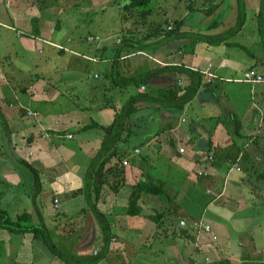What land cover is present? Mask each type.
<instances>
[{
    "label": "crops",
    "instance_id": "crops-1",
    "mask_svg": "<svg viewBox=\"0 0 264 264\" xmlns=\"http://www.w3.org/2000/svg\"><path fill=\"white\" fill-rule=\"evenodd\" d=\"M4 1L5 4L0 9V26L8 32H0V83H2L0 86V109L2 115L7 116L8 121H10V123H7L10 134H5V137L12 158L5 156L0 158V192H12L10 199L13 202L12 204L5 203V201L8 202V199L6 200L2 196L0 207L8 211L13 219H16L22 213L14 214L16 212L14 207L22 203V212H30L31 221L35 224L41 222L47 224L48 221L58 224L59 220L56 218L58 213H63L64 217L69 218L75 214L83 215L81 213H85V219L89 220L90 224L94 226V222L89 218L90 211L83 212L87 209L84 196L74 198L70 196V193L83 188L88 167L99 153L106 133L101 128L81 131L82 128L95 123L109 126L113 122L116 113L132 96L148 90L155 94L159 88H164L174 81L173 77L167 74L155 78L149 86L110 89V82L106 79V74L118 75L120 73L126 77H135L158 67L183 65L191 70L202 72L205 75L204 81L206 83L208 81L207 75H214L212 87L208 89L201 88L195 100L189 103L181 114L162 111L158 105L150 106V108L136 114V120L131 125L133 134L129 146L127 147L125 144H123L124 147L122 146V150L126 151L125 149H128L127 151L130 154L128 159H124L129 161V166L123 168V183L119 187L111 182L104 184L102 196L97 205L98 209L109 216L113 223V238L107 255L109 256L114 251L113 246L115 249L123 248V252H131L134 246L139 248L138 245H146L148 242L146 240L152 237L166 238L169 241L166 250L167 258L170 257L171 249H178L176 251L185 250L182 255L181 253L180 256L178 255L181 259L180 263L186 264L188 262L190 264L187 255L192 253V246H188L190 249L185 248L187 241L179 237L178 232L173 233L172 231L178 228V221L182 219L191 220L187 215L188 210L181 207L176 212L174 207L157 198L156 194L143 193L139 202L142 208L141 215L128 217L124 215L125 203L131 192L138 186L142 189H153L157 193L166 192L178 205L182 204L183 206L185 201L189 200L202 210L201 218L210 224L219 236V242L217 243L202 242L205 251L208 250L211 256L220 255L221 260H215V262L228 261L229 264H249L252 261L248 262V258L258 257L260 254L255 251L254 245L248 244L252 242L253 234L239 232L242 230L237 226H230V229H227L226 225L220 223L222 220L220 215L213 214L207 219L205 214L209 207L218 202L226 192L231 197L232 191H230L229 185L233 182L231 178H236L231 174L234 167L237 171L242 172L240 164L245 159L243 149L247 145L242 143L240 144L242 148H240L237 146L236 138L242 139L241 136L249 129L256 128L257 123L263 118V107L254 104L251 107V110L253 109L251 120L248 125H246L247 123L243 125L242 135L234 138L232 129L230 130V127L223 120L224 114L222 113V108L227 111L228 115H231L234 110L228 97L230 88L226 84L246 85L250 86L251 90H254L257 85L263 86L264 84H254L253 86L237 81L247 70H255L264 77V49L260 46L262 39L259 37L257 24L260 3L258 4L255 0H245L247 8L246 24L241 33L230 40L232 43L245 45L247 49H249V46H257L258 49L254 53L248 54V52L237 46H221L220 50L211 51L210 48L199 50L195 45L187 44V42H190L184 37L187 33L193 32L204 36H214L226 32L236 23L238 8L235 0H229L231 4L228 1L224 2L223 5L221 4L215 15L212 16L206 15V10L217 5L219 1H206L205 5L201 2L202 4L193 9L187 6L177 17L166 18L169 25H172L176 20L182 22L178 32V34L183 35L182 38L166 43V46H173L172 52L169 50L168 52L164 51L165 44H162L160 50L151 53V55L144 52L131 55L122 54V57L115 62L117 45L121 40L114 44H110L106 39L101 40L97 50L99 53L102 52V55L96 58H85L91 62L102 64L105 73L94 75L99 83L96 82V84L85 85L80 88L81 85L73 84L62 78H57V80L47 84L46 81L50 78V73H54L52 64L48 62L50 57L40 59L37 55L42 53L45 45L57 49L61 54L67 52L59 43L55 42L56 39H59L55 36V33H60L56 27L55 30L52 29L58 20L56 10L45 9L40 11L36 9V5L33 4L34 1L32 3L29 0ZM109 3L108 0H101L97 5L94 3L89 11L99 14L98 10H102L103 5H105L103 9H106L107 12ZM175 3L176 1L172 0H161L160 2L155 0V7L151 8L150 4L143 10L149 11L147 20L164 22L166 20H163L160 15L167 16L171 9L166 7V4H171L172 7L176 8ZM111 4H115V2ZM226 8H231L230 13H225ZM106 15L104 12L101 21H104ZM33 19L39 20L37 26L40 29V35L33 33ZM249 22L251 28L247 30ZM125 32L122 33L125 34ZM95 35H97V38L98 34ZM95 39L93 37L88 38L89 41H95ZM69 42L71 43L72 40L69 39ZM146 59L155 66L147 67V69H143L141 73H138V68L144 66ZM32 62H37L35 68H38L37 71L34 69L33 73L30 68ZM40 69L42 70L39 71ZM164 77L169 80L164 82L162 79ZM185 83V80L180 82L181 85ZM67 84H69V92L64 91L63 85L67 86ZM22 85L27 86L26 92L21 90ZM75 90L78 91L76 95ZM19 92L21 94H18ZM67 95L72 98L67 97ZM84 96L87 101L85 104H81ZM213 96H215L217 104L213 103ZM221 101H224V107H221L223 105L219 103ZM24 102H27L29 107H25ZM195 102L197 106H195ZM33 104L37 106V110H29ZM28 111L37 113L38 117L28 120L29 118H26ZM190 112L194 113L197 118L194 124L186 127ZM232 116L237 117L235 114ZM145 118H149V120L156 119V122H160V129L165 131L162 134H159L160 131L155 135L146 134L141 129ZM13 120L17 122L12 124L11 121ZM69 135L72 136L71 139L68 138ZM260 140L255 142V148L257 149L261 147ZM209 141L212 142V148L210 152H207L206 148ZM133 142L135 144H132ZM137 150L139 153H136ZM219 150L220 152H218ZM238 151H240V155L232 166L229 155L232 156V152L236 153ZM216 153H219L220 159L215 156ZM261 154L263 155V152ZM141 155L147 156L145 161L136 160ZM210 155L214 156L211 162L208 161ZM155 156L162 158L163 168L160 173L155 171L152 174L148 164L155 167V164H152L151 161ZM256 159H259L258 156ZM26 162L31 163L42 176L43 190L40 194V203L37 206H33L32 198L24 199V197H27L26 193L13 192L14 189L24 192V188H22L23 179L17 168H14L16 173L14 174L12 169L5 167L8 164H21L26 168ZM220 165L223 168L222 173L219 171ZM229 165L232 166L231 169L228 168ZM171 168L180 170V176L183 178L181 185L172 183L173 176L170 174V179H159L161 175H166ZM205 168L206 171L213 173L210 183L199 181V179H196L197 176L194 175V173ZM186 175L187 177L184 178ZM224 175L229 177L228 181H224L226 178ZM44 180H46V184ZM243 182L246 183L247 180L242 179L240 185ZM242 187L238 185V192H235L226 204L219 202V205L224 209L219 211V214L223 211L234 214L232 202L236 203V211L238 212L236 214L241 215L248 212L251 207L248 208L245 203H242L247 197L245 196L247 192L239 190ZM215 192L219 193L216 194ZM54 200L59 201V210L57 209V211L54 210ZM30 203L32 204L31 208ZM229 203L230 206H227ZM7 206L12 211L7 209ZM188 207L194 209L189 204H187ZM161 212H165L164 217H158V220H154L153 216ZM179 214L181 215L179 216ZM244 217L242 215V218ZM151 223L154 224L153 228L150 226ZM157 227L163 228L161 231H164V233H155L154 230ZM237 234H241L242 237H238ZM170 238L171 240H169ZM39 239L34 238L32 234H15L0 229V264H36L38 260L40 263L46 264L44 262H47V260L43 262L44 258L36 252L40 249ZM88 239H93L92 233H89ZM176 239L178 240L176 241ZM137 251L142 252V249H137ZM121 254L120 257H123ZM108 256L99 264H108ZM111 259V264H114L115 260L109 257V260ZM49 263L64 264L54 256L50 258ZM157 264L166 263L159 262Z\"/></svg>",
    "mask_w": 264,
    "mask_h": 264
},
{
    "label": "rangeland",
    "instance_id": "rangeland-1",
    "mask_svg": "<svg viewBox=\"0 0 264 264\" xmlns=\"http://www.w3.org/2000/svg\"><path fill=\"white\" fill-rule=\"evenodd\" d=\"M100 1L101 0H29V2H32L34 5H36V9L38 10H40L41 7H49L47 10L55 9L57 19L61 21V24L59 27L60 29H58L60 33L59 32L55 33V36L59 37V39L58 40L56 39L55 42L59 43L60 46L65 48V51L67 52L61 54L58 52L57 49L45 45V47L42 49V53L37 54L40 59L50 57V60H48V62L52 64L54 73H50V78L47 79L48 82L45 80L47 84L51 83L54 80H57V78L69 80V82H72L73 84L77 83L78 85H81L79 86L80 88H83L85 85L96 84V82L99 83V80L95 79L94 75L99 74V73H102V74L105 73V70L103 69L102 64L91 62L85 57H88V58L100 57L102 55V52L99 53V51L97 50V47L101 43V40L103 41V39H106L108 40L110 44H114L115 42L118 43L119 40H122L121 34H123L124 31H126L125 34H127V32H129L128 29L132 28L133 24L136 23L134 21L135 19L133 18L134 16L130 17L128 13L123 12V8L126 4H128L129 0H108L110 2L109 3L110 5H108L107 12H106V9H103L105 5H103L102 7L103 11L101 9L98 10L99 14L89 11V8H91V6L94 5V3H96L95 5H97L100 3ZM156 1L160 2L161 0H156ZM172 1H176L175 3L176 8L172 7L171 4L169 5L166 4V7L171 8V9L167 16L160 15L163 20H166V18L169 19L170 17H177V15L180 14L189 5L193 4L195 8V7H198L199 4H202L201 2L206 4V1L209 2L211 0H182V1L172 0ZM217 1H219L218 3L220 2L222 3V0H217ZM227 1L228 3L231 4L229 0H226L225 2ZM255 1L258 2V4L261 2V0H258V1L255 0ZM114 2L115 4H111ZM228 3H227V7H228ZM3 4H5L4 0L0 2V9L3 8L2 7L4 6ZM155 5H156L155 0H153L150 6L152 8V7H155ZM230 9L231 8L227 9L225 13L226 14L230 13ZM104 12L107 15L104 21H101L102 19L101 16L103 15ZM149 19H152V18H149ZM147 22L152 23L154 22V20H148ZM55 26H56V23L55 25H53V27L51 26L53 30H55ZM147 27L148 29H150L149 25H147ZM250 28L251 27H250V22H249L247 30H250ZM1 31L2 33L8 32L2 26H0V32ZM96 33L98 34L97 38H96L97 35H95ZM89 37L90 38L93 37L94 39L95 38L96 39L95 41H89L90 40V39L88 40ZM259 37H261L260 33H259ZM69 39L72 40L71 43L69 42ZM211 44L212 45H208L211 50L221 49L220 45H215L213 43ZM260 46L261 48L264 49V40L262 43H260ZM172 47H173L172 45L170 46L165 45L164 51L168 52L169 50L172 52ZM196 48L199 50L201 49L204 50L205 48H207V45L202 43L201 45L196 46ZM249 49L252 53H254L257 51L258 47L249 46ZM158 50H160V47L158 48ZM71 51L73 53H70ZM26 63L28 64V62ZM36 63L37 62H32L30 64L32 73L34 69L35 71H37L38 69V68H35ZM150 66L154 67L155 65L151 61L146 59L144 61V66H141L140 68H138L137 72L141 73L143 69H147V67H150ZM41 70L42 69H40L39 71ZM243 74L241 75V78L239 80H242ZM169 76H172V75L170 74ZM162 79L164 80V82H167L166 80H169L167 79V77L166 78L164 77ZM212 80L210 82L207 81V83H212ZM1 85L2 83H0V86ZM68 85L69 84H67V86L63 85L65 92L70 91ZM226 85L230 88L229 90L230 94L228 95V97L230 99V103L233 104L234 110L231 115H228L227 111L223 110L222 108V111H223L222 113L224 114L223 120L226 122L227 126L228 125L230 126L229 128L230 130L233 129L234 127V124L232 121L233 120L232 115L235 114L237 116L236 118L241 123H243L242 125H244L245 123H247L246 125H248L249 121L251 120V112L253 110V109L251 110V107L254 104H258L262 106L263 111H264V84L263 86L257 85L256 87H254V90L253 89L251 90V87L246 86V85H237V84H226ZM249 85L254 86V84H249ZM77 92L78 91L75 90V95L77 94ZM18 94H21V93L19 92ZM67 97L72 98L69 95H67ZM213 100H214L213 103L217 104V101L215 100V96H213ZM86 101H87L86 97L84 96L83 100L81 101V104H85ZM196 102L194 103L195 106H197ZM78 103L80 104V102ZM219 103L223 104L224 101H221ZM24 105L25 107L26 106L29 107L27 102H24ZM30 107L31 108H29V110H32V111L37 110V106L35 104L31 105ZM221 107H224V104L221 105ZM37 117L38 115L35 117L28 116V115L26 116L27 119L29 118L28 120L35 119ZM135 117L136 115L133 116L131 123H133L136 120ZM196 118L197 116L194 113L190 112L187 117L188 123L186 124V127H190L192 124H194L196 121ZM11 122L12 124H14L17 121L13 120ZM6 123H10V121H8V117L0 116V158L1 156L12 158L11 152L8 150L9 148L7 147V140L5 137L6 136L5 134L7 132ZM160 128H161L160 122H156V119L149 120V118H145V120L143 121V125L141 127L143 132H145L146 134L151 133L153 135H155V133L159 131H162ZM240 134H242V129L240 131ZM241 137L243 138L242 139H239V137L236 138L237 146L240 147V144L242 143L247 144L246 147L243 149L245 152V159L240 164V167H241L240 169H242V172L240 171L241 173L237 171L236 169H234L235 167L233 168V173L231 175L235 176L236 178L234 179L232 177L231 179H233V182L232 184L229 185L230 191H232L231 197H229V193L226 192L224 196H222L221 199L218 200V202H215L213 205L209 207V210L205 214V218L208 219L213 214L220 215L222 218L220 223H222L223 225H226L227 229H230V226L231 227L237 226V228L240 227V229L242 230L239 232H245L246 234H253V240L252 242L248 244H251L252 246L254 245L255 247L253 246V248L255 249V251L259 252L260 255L258 257L255 256L254 259L248 258V262L252 261L249 264H264L263 263L264 262V202L256 204L258 201L257 193L264 192V180L257 177V171L261 172L264 170V141H263L264 139V112H263L262 120L259 123H257V127L254 128L253 130L249 129ZM259 139H261L259 141V144L261 147L260 149H257L255 148L256 146L255 142H257ZM132 144H135V142H133ZM261 152H263V155L261 154ZM257 156L259 159H256ZM251 158L253 159L249 160ZM151 161L153 162L152 164H155V167H152L151 165L148 164V167L150 166L149 168L151 170L150 173L154 174L155 171L160 173L161 169L163 168L162 158L155 156V158ZM230 164L232 165L233 163L231 162ZM231 165L228 166L229 169H231L234 164L232 166ZM5 167L12 169L14 174H16L14 168H17L18 170L17 169L16 170L18 171L19 175H21V178L23 179L22 188H24L23 190L24 192H21L20 190H17V189H14L13 192H16L19 194L26 193L27 197H24V199H27L28 197L32 198L33 178H32V174L28 171V169L23 167L21 164H8V165H5ZM219 171L220 173H222L223 168L220 167ZM169 174L173 176L172 183L180 184L182 182L183 178H181L180 176L181 174L180 170L174 169V168H171L170 171H167L166 175L165 174H163V176L161 175L162 178L160 176L159 179H162V180L170 179ZM194 175L197 176L196 179H199V181H203V182L208 181V178L206 176H199L198 174L196 175V173H194ZM225 177L226 178L224 179V181H228L229 177L228 176H225ZM242 179L247 180V182L246 183L243 182L242 185H240V183L242 182ZM44 183L46 184V180H44ZM238 185L243 186L242 188H239V190H244V192H247V194L245 193V196L247 197L244 199V202L242 203H245L248 206V208L250 207L251 208L248 210V212L241 211V212H244L241 215L236 214L238 213L236 211V203L232 202L231 204L233 205L232 210L234 214L230 213L229 211H223L222 213L219 214V211L224 210L222 209L223 207L219 205V202L220 203L224 202V204H226L228 200H231L230 198H232L235 192H238L237 190ZM253 190L255 193L250 195L249 192H253ZM215 193L217 194L219 192H215ZM2 196L6 200L8 199V202L5 201V203L12 204L13 201L10 199L12 197V192H0V199ZM163 199L166 200L167 197H164ZM38 203H40V197H39ZM32 204L30 203V208L32 207ZM53 205L55 206L54 210L57 211L59 207V201L54 200ZM126 205H127V202L125 203V207ZM227 206H230V203ZM22 208H23L22 203H19V205H15L14 210L16 212L14 214H20V213L24 214L22 212ZM7 209H10L12 211V209L9 208L8 206H7ZM180 215L181 214H179V216ZM242 215L245 217L242 218ZM10 216L12 215L10 214ZM81 216H84V217L80 218ZM155 216H153V218ZM128 217H133V216H128ZM56 218H58L57 220H59L58 224L54 223L53 221H48L46 225L52 231L55 232L53 233L52 238L55 244L57 245V248L60 251H63V253L75 259L83 258L87 256L94 257V256H97V254L101 252L102 241L104 239V235L102 232L101 225L99 224V222L97 221V219L95 218V216L93 215L91 211L89 213V218L94 222V226L90 224L91 222L89 220L87 221L85 219L86 218L85 213H83V215L75 214L73 215V217H70V218L64 217L63 213L62 214L58 213L56 214ZM178 222H179L178 224L179 229L178 228L175 229V232H178L180 235L179 237L187 241V238L180 231L181 230L180 221ZM23 223L25 224V222ZM112 224L113 223L111 222V227H112ZM150 226H152L153 228L154 224L151 223ZM68 229L70 231L66 232L68 231ZM135 230H138V229H135ZM161 230H163V228L157 227L154 231L155 233L157 232L164 233V231H161ZM89 233H92L93 235L92 240L88 239ZM193 236H194V239L196 240V236L195 235ZM237 236L242 237L241 234H237ZM201 239L203 243L204 242L205 243L209 242L210 244L214 243V242H210L209 238H206V236ZM169 240H171V238ZM177 240L178 239H176V241ZM146 241H148L146 245L145 244L138 245L139 248H136V246H134L131 252L130 251L123 252L122 250L123 248L115 249V247L113 246L114 251H112L109 254V256L107 255L108 256L107 263L111 264L112 259L109 260V257H110L115 260L114 264H157L159 262L160 263L165 262L166 264H181L180 263L181 259L179 257L180 256L179 254L181 253L182 255V253H184L185 250L176 251L178 249L176 248H174V250L171 249L170 252L172 254L169 253L170 257L167 258L166 250L169 246V241H167L166 238L152 237ZM39 246H40V249L37 250L36 252L39 253L44 258L43 262L47 260V262H44V263L52 264V263H49V261H50V258H53L52 256L53 253L48 249V246L44 244V241L41 238L39 239ZM188 246H192L194 248V242L191 240ZM188 246H185V248ZM137 249L139 250L142 249V252L137 251ZM213 252L214 254H216L215 251ZM120 254L123 255V257H120ZM208 256L211 258V261L221 260V257L218 254L211 256V253H208ZM54 261L56 260L54 259ZM36 264H43V263H40L38 260ZM186 264H188V262Z\"/></svg>",
    "mask_w": 264,
    "mask_h": 264
},
{
    "label": "trees",
    "instance_id": "trees-1",
    "mask_svg": "<svg viewBox=\"0 0 264 264\" xmlns=\"http://www.w3.org/2000/svg\"><path fill=\"white\" fill-rule=\"evenodd\" d=\"M153 0H129L128 4H126L123 8L124 13H128V15L134 16V21L136 23L133 24L132 28L128 29L129 32L127 34L122 35V40L117 45V50L115 54V62L122 57V54L131 55L138 52H144L149 55L151 53H155L158 51L160 45L179 40L182 38V34H178L179 28L181 27L182 22L180 20H176L172 23L173 27L172 30L169 29V21L166 20L164 22L161 21H154L152 23H148L147 15L149 11L143 10L144 8L148 7ZM226 0H222L224 3ZM237 8H238V16L234 26L230 27L226 32L220 33L214 36H204L196 33H187L184 37L187 38L190 42L187 44L195 45L198 44H206L207 48L208 45H215L220 46H237L241 49L245 50L246 52L251 53L249 49L246 48L245 45L232 43L230 40L241 33L242 29L244 28L246 21H247V8L245 4V0H236ZM221 2L217 5L212 6L208 10H206V15L211 16L215 15L216 11L222 4ZM205 5V4H204ZM190 8H194V5H189ZM49 7H41L40 10L44 11ZM127 17V15H126ZM39 20L33 19V33L35 35H40V29H38L37 23ZM61 21L58 19L56 21V29H60ZM257 24L259 33L262 39L264 40V0L260 2V9L257 14ZM147 25H149L148 29ZM146 26V28H145ZM145 28V29H144ZM39 30V31H38ZM263 33V34H262ZM262 34V35H261ZM63 50V49H61ZM211 50V49H210ZM213 51V49L211 50ZM62 52V51H61ZM120 72V71H119ZM171 74L174 81L168 86L164 88H159L157 93H152L150 90L140 92L135 96H132L120 109L119 112L116 113L113 122L109 126H102L97 123L91 124L89 126H85L82 128L81 131H86L91 128H101L105 131L106 135L102 142L101 149L97 156L95 157L93 163L88 167L87 174L84 179V186L83 188L76 190L70 193L71 197H79L84 196L86 200L87 209L83 212L91 211L99 224L101 225L102 232L104 235V239L102 241V250L97 256H87L83 258H72L63 251H60L57 248V245L53 241V233L45 222H41L39 224H35L31 221V214L25 212L24 214L18 216L17 219H13L9 212L0 207V229L9 231L10 233L15 234H32L34 238H41L44 241V244L48 246V249L53 253V256L59 258L64 264H99L101 263L107 256L110 243L113 238L112 235V227L111 221L109 220V216L103 214L97 207L101 196H102V188L104 184L107 182H111L115 186H121L123 183V175L124 169L129 166V161L124 160L130 157L128 149L126 151L122 150L123 144L129 146L130 139L132 137V128H131V121L133 116H135L139 111L145 110L150 108V106L158 105L159 109L162 111H169L173 114H181L185 107L195 100L201 88L205 87L206 89L212 87V83H206L204 81V74L199 71L191 70L183 65L181 66H163L158 67L155 70L149 71L145 74H139L135 77H126L122 74L118 73V75L106 74V79L110 82V89L115 88H128L130 86H134L136 88H141L142 86H149V84L158 77L163 75ZM181 80H185L186 83L181 85ZM33 81V80H32ZM21 90L26 92L27 86L22 85ZM0 116L3 117L1 109H0ZM234 127L232 129V134L234 138L237 136H241L240 134L241 129L243 128L242 123L235 117L232 118ZM228 127H230L228 125ZM6 135L10 134L9 128L6 123ZM165 130L159 132L162 134ZM124 147V146H123ZM212 148V142L209 141L207 144L206 151L210 152ZM220 152V150L218 151ZM219 153H216L215 156L219 157ZM230 159L232 163L238 159L240 155V151L236 153H231ZM214 157V156H213ZM147 156L141 155L137 157L136 160H143ZM229 158V157H228ZM24 163V162H23ZM127 163V164H124ZM26 168L32 174L33 178V190H32V203L33 205L37 206L40 194L43 190L42 184V176L41 173L31 164L25 163ZM221 167V165L219 166ZM206 168L198 171L196 175L204 176ZM257 171V170H256ZM255 171V172H256ZM203 172V173H202ZM198 176V177H199ZM213 173L209 172V175L206 176L208 178L207 183L211 182ZM184 176V178H186ZM257 177L264 180V170L257 171ZM202 179V178H201ZM257 180V179H256ZM245 181V180H244ZM257 188V187H256ZM143 193L146 194H156L157 198L164 200V197H167L166 201L174 210L178 212L181 207H184L188 210V217L191 219L188 223L192 222H200L203 220L202 214L203 211L196 207L191 201L186 200L185 204L178 205L173 199L167 195L166 192L157 193L153 189H142L137 186L134 191L131 192L128 200L127 205L125 207L126 216H140L142 213V208L139 202L142 199ZM253 192H249L250 195L254 194ZM167 195V196H166ZM258 196V203H263L264 201V192L257 193ZM187 204L192 206L187 208ZM83 214V213H81ZM165 212L157 213L156 216L153 218L154 220H158V217H164ZM185 220V219H182ZM180 220V221H182ZM204 221V220H203ZM25 222V224L23 223ZM68 222V221H67ZM205 222V221H204ZM207 223V222H205ZM208 224V223H207ZM213 230V228H212ZM70 230L68 229L69 232ZM175 233V229L172 230ZM181 233L187 238V246L191 242V240L195 243L194 236L195 235L190 229H181ZM214 232V230H213ZM215 233V232H214ZM216 234V233H215ZM217 235V234H216ZM196 236V235H195ZM217 237H219L217 235ZM210 241V239H209ZM219 242L218 240L215 242ZM190 249L189 247H186ZM192 253L188 256L190 264H205V258H211L208 256V250L205 251V255H200L199 250L195 247H192ZM210 264H229L228 261H221L215 262L211 261Z\"/></svg>",
    "mask_w": 264,
    "mask_h": 264
},
{
    "label": "built area",
    "instance_id": "built-area-1",
    "mask_svg": "<svg viewBox=\"0 0 264 264\" xmlns=\"http://www.w3.org/2000/svg\"><path fill=\"white\" fill-rule=\"evenodd\" d=\"M172 25H170L169 29L172 30ZM208 74V73H206ZM209 78V82L215 78L214 75L209 74L207 75ZM240 82H244L247 84H260V83H264V77L262 75H260L259 73H257L255 70H247L244 72L243 74V78L242 80H237ZM28 116H37V113H34L32 111H28L27 113ZM68 138H72L71 135L68 136ZM181 152H183L181 150ZM136 153H139V151L137 150ZM213 157L210 155L208 156V161H212ZM127 164V163H124ZM209 175V171L204 172V176H208ZM190 229L195 235H196V240L194 243V247L199 250V253L201 255H205L204 254V247H203V243H202V239L204 236H206V238L210 239V242H216L218 240L217 235L213 232L212 230V226L210 224L205 223L203 220H201L200 222H192V223H188V221L186 222V220H182L180 221V229ZM211 261L209 258H205V264H210Z\"/></svg>",
    "mask_w": 264,
    "mask_h": 264
}]
</instances>
